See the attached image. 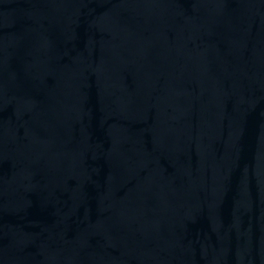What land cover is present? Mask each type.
Listing matches in <instances>:
<instances>
[{"label": "water", "instance_id": "1", "mask_svg": "<svg viewBox=\"0 0 264 264\" xmlns=\"http://www.w3.org/2000/svg\"><path fill=\"white\" fill-rule=\"evenodd\" d=\"M0 264H264V0H0Z\"/></svg>", "mask_w": 264, "mask_h": 264}]
</instances>
